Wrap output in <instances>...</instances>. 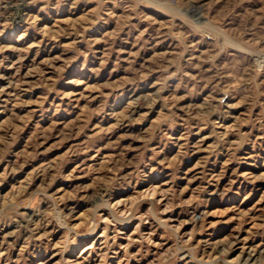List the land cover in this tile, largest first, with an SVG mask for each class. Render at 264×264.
<instances>
[{
    "label": "rangeland",
    "instance_id": "rangeland-1",
    "mask_svg": "<svg viewBox=\"0 0 264 264\" xmlns=\"http://www.w3.org/2000/svg\"><path fill=\"white\" fill-rule=\"evenodd\" d=\"M5 1L0 264H264V0Z\"/></svg>",
    "mask_w": 264,
    "mask_h": 264
},
{
    "label": "bare ground",
    "instance_id": "bare-ground-1",
    "mask_svg": "<svg viewBox=\"0 0 264 264\" xmlns=\"http://www.w3.org/2000/svg\"><path fill=\"white\" fill-rule=\"evenodd\" d=\"M23 5H24V3L23 2H19V1H16V0H6L5 1V4H4V8H6V9H9V10H11L14 14H19V13H21V11H22V8H23ZM201 9V8H200ZM200 9H198V10H200ZM199 13V11H197L195 14H198ZM194 14V13H193ZM199 16V15H198ZM11 87V86H10ZM159 92V91H158ZM3 93V92H2ZM5 93H6V91H5ZM1 94V93H0ZM153 95V94H152ZM151 95V96H152ZM148 96H150L149 95V93H148ZM150 96V97H151ZM151 99H154V96L151 98ZM158 99V98H157ZM156 100V99H155ZM152 108V107H151ZM139 111V110H138ZM127 115V114H126ZM124 118H125V115H124ZM129 118H130V116H129ZM263 250V249H262ZM259 251V250H258ZM261 251V250H260ZM253 260V259H252Z\"/></svg>",
    "mask_w": 264,
    "mask_h": 264
}]
</instances>
